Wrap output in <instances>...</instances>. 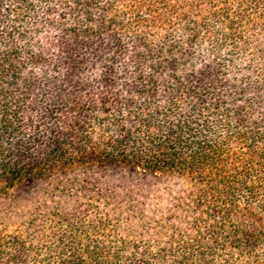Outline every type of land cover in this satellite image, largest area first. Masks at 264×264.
Returning a JSON list of instances; mask_svg holds the SVG:
<instances>
[{"label": "trees", "instance_id": "16d2710c", "mask_svg": "<svg viewBox=\"0 0 264 264\" xmlns=\"http://www.w3.org/2000/svg\"><path fill=\"white\" fill-rule=\"evenodd\" d=\"M0 264H264V0H0Z\"/></svg>", "mask_w": 264, "mask_h": 264}, {"label": "rangeland", "instance_id": "374dc122", "mask_svg": "<svg viewBox=\"0 0 264 264\" xmlns=\"http://www.w3.org/2000/svg\"><path fill=\"white\" fill-rule=\"evenodd\" d=\"M128 181H131L129 179V177L122 176L121 174H118V173H112L111 172L108 176V182L111 185H122L123 183H127ZM155 181H156V179H152V182H155ZM155 184H157V186H158V184L161 185L162 183L157 182Z\"/></svg>", "mask_w": 264, "mask_h": 264}]
</instances>
